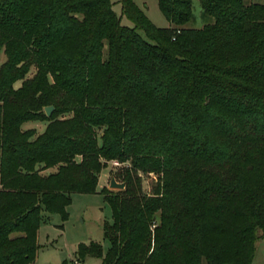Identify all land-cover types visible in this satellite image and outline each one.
Instances as JSON below:
<instances>
[{
  "label": "trees",
  "instance_id": "trees-1",
  "mask_svg": "<svg viewBox=\"0 0 264 264\" xmlns=\"http://www.w3.org/2000/svg\"><path fill=\"white\" fill-rule=\"evenodd\" d=\"M119 2L133 27L111 0H0V264H35L44 213L65 222L72 194L96 193L112 160L128 166L114 175L124 189H102L111 247L80 243L81 264H253L264 5L200 0L211 21L195 28L194 0H158L169 27ZM37 119L45 132L22 130Z\"/></svg>",
  "mask_w": 264,
  "mask_h": 264
},
{
  "label": "rangeland",
  "instance_id": "rangeland-1",
  "mask_svg": "<svg viewBox=\"0 0 264 264\" xmlns=\"http://www.w3.org/2000/svg\"><path fill=\"white\" fill-rule=\"evenodd\" d=\"M114 10L119 16H122V5L119 0H111ZM136 3L145 9L149 18L159 27H169L170 21L165 17L159 8L158 0H135ZM248 3H258L264 5V0H246ZM193 19L186 24V27L201 28L211 19L203 17V9L200 0H194ZM122 23L133 27L135 24L128 17L122 16ZM7 56L5 50L0 52V67L6 61ZM35 73L32 68L28 78ZM22 80L16 83V87L22 84ZM45 113V112H44ZM71 114L60 113L58 119L70 117ZM49 125L48 120L37 119L24 122L22 130L33 129L35 136L45 132ZM102 129V128H101ZM103 130V129H102ZM100 130V134L102 133ZM123 164L112 160L108 162V167L104 168L101 175L98 190L96 193H74L72 194V202L68 206V219L63 222L59 214L44 213L38 231V242L40 249L35 264H61L68 262L72 264L75 258L77 248L80 243H89L91 241L98 242L102 245L104 253H106L111 244L104 236V225L106 222L113 221V212L110 204L106 201L102 193L103 187H110L111 179L123 170ZM57 171V167L43 171V174H49ZM152 179L143 177V189L148 192ZM121 182V181H118ZM17 235V234H16ZM256 255L253 264H264V230H257ZM83 264H103L102 258L87 257ZM202 264H207L203 259Z\"/></svg>",
  "mask_w": 264,
  "mask_h": 264
},
{
  "label": "water",
  "instance_id": "water-1",
  "mask_svg": "<svg viewBox=\"0 0 264 264\" xmlns=\"http://www.w3.org/2000/svg\"><path fill=\"white\" fill-rule=\"evenodd\" d=\"M54 110H55V106H54V105H50V106H46V107H45V112H46V114H47L48 116H51ZM125 186H126L125 183L118 182V181L116 180V178L113 177V178L111 179L110 187H111L112 189H124Z\"/></svg>",
  "mask_w": 264,
  "mask_h": 264
},
{
  "label": "built area",
  "instance_id": "built-area-1",
  "mask_svg": "<svg viewBox=\"0 0 264 264\" xmlns=\"http://www.w3.org/2000/svg\"><path fill=\"white\" fill-rule=\"evenodd\" d=\"M73 264H81V261L78 259L73 260Z\"/></svg>",
  "mask_w": 264,
  "mask_h": 264
}]
</instances>
